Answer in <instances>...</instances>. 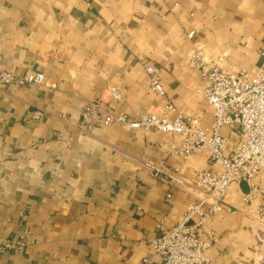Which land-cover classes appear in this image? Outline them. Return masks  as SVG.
I'll return each instance as SVG.
<instances>
[{
    "label": "crops",
    "instance_id": "crops-1",
    "mask_svg": "<svg viewBox=\"0 0 264 264\" xmlns=\"http://www.w3.org/2000/svg\"><path fill=\"white\" fill-rule=\"evenodd\" d=\"M194 33L190 38L189 34ZM222 53L252 78L264 70V0H0V70L43 74L57 83L0 86V264H161L149 242L158 225L182 222L204 195L195 171L202 149L172 153L178 134L111 125L87 129L85 105L131 118L173 102L186 117L214 124L205 84L189 67L196 49ZM160 71L167 99L150 90L146 66ZM111 87L120 99L106 96ZM238 125L224 127L229 152ZM147 164L176 169L188 183L168 186ZM245 195L251 201L245 202ZM264 172L230 189L222 212L203 227L215 242L207 264H264Z\"/></svg>",
    "mask_w": 264,
    "mask_h": 264
},
{
    "label": "built area",
    "instance_id": "built-area-1",
    "mask_svg": "<svg viewBox=\"0 0 264 264\" xmlns=\"http://www.w3.org/2000/svg\"><path fill=\"white\" fill-rule=\"evenodd\" d=\"M193 35L190 33L189 37ZM189 67L205 84L204 98L214 115V124L210 127L203 125L198 117H186L169 100L156 110L131 118L125 113H112L100 98L87 103L81 116L82 125L89 130L120 125L147 132L178 134L183 143L171 146V150L184 160L202 149L210 151L208 166L195 171L197 186L204 197L187 205L178 225L169 228L160 223V237L149 242L153 255L161 259V264H207L206 252L215 237L210 233L208 238H203L204 225L223 211L232 186L248 185L264 172V70L252 78L246 70L232 69L227 53L210 60L201 48L191 55ZM146 72L151 92L167 99L159 69L149 64ZM8 85H36L49 91L57 89V83L47 80L43 74L19 77L0 70V86ZM106 96L112 102L120 99L115 87H111ZM235 125H238V145L229 152V139L221 134V130ZM147 167L153 178L168 186L188 185L176 169L167 165L147 164ZM244 201L250 202V195H245ZM260 221L264 224V212H261ZM11 247L14 246L0 247V253ZM152 263V258L144 257L137 264Z\"/></svg>",
    "mask_w": 264,
    "mask_h": 264
}]
</instances>
